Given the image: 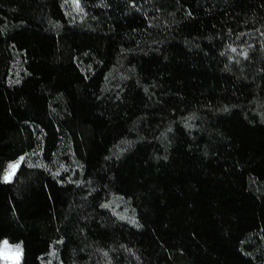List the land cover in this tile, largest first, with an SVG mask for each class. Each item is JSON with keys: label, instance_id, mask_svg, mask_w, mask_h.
Returning a JSON list of instances; mask_svg holds the SVG:
<instances>
[{"label": "trees", "instance_id": "trees-1", "mask_svg": "<svg viewBox=\"0 0 264 264\" xmlns=\"http://www.w3.org/2000/svg\"><path fill=\"white\" fill-rule=\"evenodd\" d=\"M80 3L0 0V170L25 155L0 241L21 264H264V0Z\"/></svg>", "mask_w": 264, "mask_h": 264}, {"label": "rangeland", "instance_id": "rangeland-1", "mask_svg": "<svg viewBox=\"0 0 264 264\" xmlns=\"http://www.w3.org/2000/svg\"><path fill=\"white\" fill-rule=\"evenodd\" d=\"M64 7L67 15L71 19H74L77 15L81 14L80 11H77L76 6L72 3V0H64ZM233 47L237 49V52H235V54H239L241 51H245L246 49L243 45ZM185 124L188 126L191 125V118L186 119ZM70 176V178L73 177L74 179L75 177L77 179V172L73 171L72 175ZM106 205H108V208L112 212H114L119 218L126 220L130 223H132L133 220L136 221L135 208L128 199L119 195H112ZM42 264H58V256L54 248L49 252L48 255L42 258Z\"/></svg>", "mask_w": 264, "mask_h": 264}, {"label": "snow or ice", "instance_id": "snow-or-ice-1", "mask_svg": "<svg viewBox=\"0 0 264 264\" xmlns=\"http://www.w3.org/2000/svg\"><path fill=\"white\" fill-rule=\"evenodd\" d=\"M72 3L76 6L77 11H83L80 0H72ZM229 47H231V45H229ZM231 51L235 53L237 52V49L235 47H231ZM239 54L245 58L248 55L247 51H241ZM189 127H191V125H189ZM23 161H25V155H21L14 161H9L6 167L0 170V172H2V176H0V178L6 182L11 181ZM43 166L44 165H41V167ZM101 207H108V205H101ZM132 223H136V221L133 220ZM137 227H140V225L137 224ZM23 253L24 249L21 244H10L7 239L0 241V264H21Z\"/></svg>", "mask_w": 264, "mask_h": 264}]
</instances>
